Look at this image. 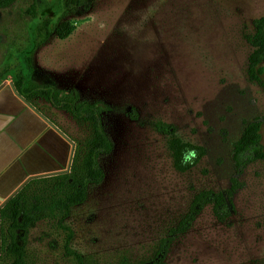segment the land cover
<instances>
[{"label": "rangeland", "instance_id": "1", "mask_svg": "<svg viewBox=\"0 0 264 264\" xmlns=\"http://www.w3.org/2000/svg\"><path fill=\"white\" fill-rule=\"evenodd\" d=\"M30 10L75 28L33 46ZM262 15L264 0H91L88 9L17 0L0 9V68L30 54L36 82L75 88L82 99L102 103L114 143L99 157L103 180L90 185L64 222L71 241L55 220L30 230L35 264H78L67 245L105 262L147 257L181 225L197 193L231 187L233 144L246 122L264 115V88L247 72L248 36ZM39 104L63 131L83 135L70 113L44 99ZM160 122L204 148L191 169L175 168ZM261 134L264 146V122ZM58 136L65 162L71 144ZM55 159L44 153L35 169L59 166ZM238 180L230 214L219 219L206 205L178 234L164 264H264V162L251 163Z\"/></svg>", "mask_w": 264, "mask_h": 264}, {"label": "trees", "instance_id": "2", "mask_svg": "<svg viewBox=\"0 0 264 264\" xmlns=\"http://www.w3.org/2000/svg\"><path fill=\"white\" fill-rule=\"evenodd\" d=\"M17 0H0V9L13 5ZM91 0H64L65 8L88 9ZM33 14L32 41L33 46L46 42L50 37L61 39L68 37L74 30L70 20L59 18L55 22L49 13ZM252 50L248 56L247 72L249 78L264 88L261 75L264 61V15L254 20V32L248 36ZM28 51L31 52L29 49ZM30 54L23 61L15 64L6 63L0 68V84L12 76L17 90L35 107L50 118L39 100H46L52 106L65 110L77 120L82 127L80 137H74L64 130L77 144L71 170L54 176L30 180L1 209L2 245L0 264H35L34 255L28 242V232L40 221H57L62 228L69 230L67 242L72 239V229L64 222L74 207L82 204L91 184H98L104 178V170L99 163L102 154L110 153L114 143L103 123V106L100 101L82 99L77 89H63L55 86L39 84L32 78ZM264 115L246 122L240 137L233 144V162L236 175L232 185L225 191L203 190L191 201L189 212L181 221V225L171 229V233L153 245L151 253L146 257L131 258L121 256L110 262L97 260L67 245V250L78 264H164L170 247L178 234L186 231L190 223L203 210L212 204L219 219L230 214L232 197L240 187L238 176L253 162H264V146L262 144L261 127ZM158 129L167 133L173 163L177 170L191 169L201 158L204 148L178 137L172 125L165 122L157 124ZM62 128V127H60ZM21 231L25 233L22 234ZM20 240H19V239Z\"/></svg>", "mask_w": 264, "mask_h": 264}, {"label": "crops", "instance_id": "3", "mask_svg": "<svg viewBox=\"0 0 264 264\" xmlns=\"http://www.w3.org/2000/svg\"><path fill=\"white\" fill-rule=\"evenodd\" d=\"M57 133L14 93L10 83L2 87L0 90L1 197L6 198L9 196L32 174L55 171L65 167L69 159L70 146L66 148L67 161L64 162L63 154L66 146L61 142L58 136L60 134ZM57 141L62 150L60 148L57 150L55 144ZM44 143L45 146L48 145L47 148L51 151L44 148ZM47 150L50 152H46ZM44 153L59 158V160L55 159V162L60 165L35 169L36 165L34 164L40 161Z\"/></svg>", "mask_w": 264, "mask_h": 264}, {"label": "water", "instance_id": "4", "mask_svg": "<svg viewBox=\"0 0 264 264\" xmlns=\"http://www.w3.org/2000/svg\"><path fill=\"white\" fill-rule=\"evenodd\" d=\"M7 84V81L4 80L0 84V90L2 87H4ZM10 85L14 91V93L23 101L25 102L30 108H32L39 116H41L47 124L56 130L63 138H65L70 144V154H69V159H68V164L67 167L64 169L60 170H55V171H50V172H44V173H39V174H32L24 180L9 196L6 198H3L0 196V254H1V209L8 203V201L14 197L30 180L32 179H37V178H42V177H48V176H54L62 173H67L71 170L75 151H76V142L66 133L64 132L59 126H57L50 118H48L43 112H41L37 107H35L28 99H26L15 87L14 82L11 81Z\"/></svg>", "mask_w": 264, "mask_h": 264}, {"label": "flooded vegetation", "instance_id": "5", "mask_svg": "<svg viewBox=\"0 0 264 264\" xmlns=\"http://www.w3.org/2000/svg\"><path fill=\"white\" fill-rule=\"evenodd\" d=\"M76 146H77V144H76ZM67 164H68V162H67ZM67 167V165L64 167V168H66ZM64 168H62V169H64ZM22 232V234H24L25 232L24 231H21ZM29 233H30V231L28 232V235H29ZM19 239V238H18ZM27 239H28V237H27ZM20 240V239H19ZM29 242V241H28ZM1 245H2V220H1Z\"/></svg>", "mask_w": 264, "mask_h": 264}]
</instances>
